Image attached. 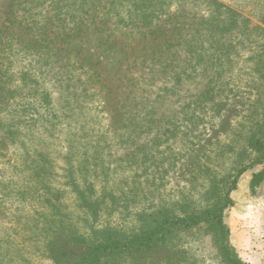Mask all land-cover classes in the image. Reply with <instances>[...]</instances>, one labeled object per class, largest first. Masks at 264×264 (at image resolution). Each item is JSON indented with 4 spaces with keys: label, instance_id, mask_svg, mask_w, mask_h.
<instances>
[{
    "label": "rangeland",
    "instance_id": "1",
    "mask_svg": "<svg viewBox=\"0 0 264 264\" xmlns=\"http://www.w3.org/2000/svg\"><path fill=\"white\" fill-rule=\"evenodd\" d=\"M174 13L157 51L149 30ZM0 30V264H56L64 230L130 240L204 216L243 167L222 221L237 258L264 264V0H0ZM167 236L160 264H226L206 223Z\"/></svg>",
    "mask_w": 264,
    "mask_h": 264
},
{
    "label": "trees",
    "instance_id": "2",
    "mask_svg": "<svg viewBox=\"0 0 264 264\" xmlns=\"http://www.w3.org/2000/svg\"><path fill=\"white\" fill-rule=\"evenodd\" d=\"M160 5L158 2L157 6ZM158 9L159 7H155ZM157 15V14H155ZM152 17H154L152 15ZM177 13L173 15H169V19L161 20L157 18V21H161L159 25H155L154 28L150 29V36L155 40L160 39L156 45H159L157 51H162L160 47L165 45H169V38L171 34H167L166 31L167 23L172 19L176 18ZM102 20L97 21L95 25H98V28H94V32H102L100 29L102 27ZM150 24H155L152 22L153 19L149 20ZM171 23V22H170ZM180 22L176 21L173 27L176 35L180 33V26L178 25ZM170 26V25H169ZM73 34L64 33L63 39H72L76 38L80 32H83L79 25L74 26ZM6 30H0V45L2 42L1 37H3V33ZM70 31V30H69ZM157 36V37H156ZM160 36V38H158ZM167 37V39H166ZM164 42L163 46H160V43ZM40 50L46 51H54L55 53L58 50H54L53 46L48 44L46 40H40L35 42ZM1 47V46H0ZM158 47V46H157ZM39 50V51H40ZM2 72L0 71V82H1ZM261 147L264 154V118L261 121ZM257 163L264 164V155L263 158L257 160ZM254 164V163H253ZM246 167L241 168L236 176L231 180L230 186L227 189L226 193L222 196L221 200L216 201L210 209L204 212V216L200 215H191L184 218L168 219L163 216H158L155 218H151L150 226L136 239L123 240V238H119L114 236L115 234L111 231H103L100 233L99 238L97 240H80L78 237L74 238L72 233H66L64 230L65 237L61 240L57 236L54 237L53 242L50 247V252L52 255V259L56 264H95L99 259L105 258L108 255H115V253H128L129 255L134 254L137 257L141 258L145 255H150V263L151 264H160L171 263L172 256H170L166 251V240L168 238L167 234L170 233L171 229L176 228H194L199 224L206 223L208 229L214 233L217 238L218 250L219 254L222 257L223 261L226 264H244L241 262L234 252L231 250L227 240H228V230L222 221V215L224 210L232 204L231 199L229 198V194L235 189L237 178L245 171ZM264 179V171L260 173H256L253 175L250 186L251 189H255L261 181ZM149 229V230H147Z\"/></svg>",
    "mask_w": 264,
    "mask_h": 264
}]
</instances>
